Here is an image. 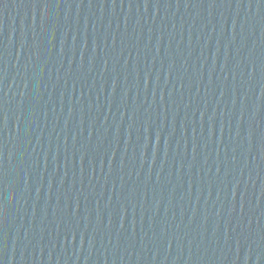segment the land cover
<instances>
[{"label": "water", "instance_id": "obj_1", "mask_svg": "<svg viewBox=\"0 0 264 264\" xmlns=\"http://www.w3.org/2000/svg\"><path fill=\"white\" fill-rule=\"evenodd\" d=\"M0 264H264V0H0Z\"/></svg>", "mask_w": 264, "mask_h": 264}]
</instances>
